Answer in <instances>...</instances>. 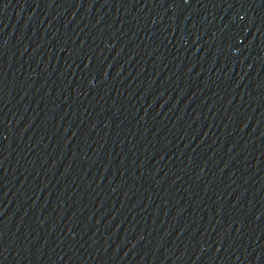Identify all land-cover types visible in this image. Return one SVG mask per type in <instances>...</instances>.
I'll return each instance as SVG.
<instances>
[{
	"label": "water",
	"instance_id": "obj_1",
	"mask_svg": "<svg viewBox=\"0 0 264 264\" xmlns=\"http://www.w3.org/2000/svg\"><path fill=\"white\" fill-rule=\"evenodd\" d=\"M135 264H264V0H166Z\"/></svg>",
	"mask_w": 264,
	"mask_h": 264
}]
</instances>
